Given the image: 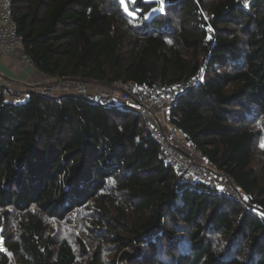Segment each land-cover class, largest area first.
I'll return each mask as SVG.
<instances>
[{"label": "trees", "instance_id": "16d2710c", "mask_svg": "<svg viewBox=\"0 0 264 264\" xmlns=\"http://www.w3.org/2000/svg\"><path fill=\"white\" fill-rule=\"evenodd\" d=\"M163 1L152 16L159 0H128V12L120 0H11V10L23 52L51 80L197 76L169 123L243 203L177 183L134 111L0 93V264H264V0ZM79 217L65 235L54 227Z\"/></svg>", "mask_w": 264, "mask_h": 264}, {"label": "built area", "instance_id": "2783aa9c", "mask_svg": "<svg viewBox=\"0 0 264 264\" xmlns=\"http://www.w3.org/2000/svg\"><path fill=\"white\" fill-rule=\"evenodd\" d=\"M0 51L32 66L31 60L23 52L22 37L16 29L11 0H0ZM197 80L195 76L170 86L117 82L101 88H93L91 84L81 81L52 80L42 86H34L31 93L45 99L57 100L74 94L105 109L122 107L134 111L141 116L147 131L158 143L163 161L175 173L177 183L190 187L201 185L212 193L243 203L241 194L229 180L194 158L199 153L188 145L185 131L169 123V113L168 121L165 119V112H169L176 98L191 90ZM0 93L4 102H8L15 95L8 82L2 84ZM262 220L264 222V215Z\"/></svg>", "mask_w": 264, "mask_h": 264}, {"label": "crops", "instance_id": "0c3cea01", "mask_svg": "<svg viewBox=\"0 0 264 264\" xmlns=\"http://www.w3.org/2000/svg\"><path fill=\"white\" fill-rule=\"evenodd\" d=\"M52 80L45 74L37 71L29 64L21 63L17 58L3 54L0 51V89L4 82L12 85L15 95L8 102H21L28 98L34 86H42ZM98 85L95 88H101ZM168 110L165 112V119L168 121ZM197 161L202 162V158L194 156Z\"/></svg>", "mask_w": 264, "mask_h": 264}, {"label": "rangeland", "instance_id": "374dc122", "mask_svg": "<svg viewBox=\"0 0 264 264\" xmlns=\"http://www.w3.org/2000/svg\"><path fill=\"white\" fill-rule=\"evenodd\" d=\"M159 2H160V0H159ZM160 4L161 5L160 6H157L155 9H153L148 16H152V15H154L156 13L162 12L163 7L165 6V1H163V3L160 2ZM91 87L95 88L94 85H92ZM21 102H23V101H21ZM83 217H84V215H83ZM73 221L74 222H71V223L67 222L65 224L62 223L60 225L59 224H54V227L57 229V231H59V233L61 235H65V231L72 232L71 230L72 229H75V224H77V223L80 222V217L77 218V219H73ZM56 225H58V226H56ZM1 232H2V227L0 226V236H1ZM0 247H2L1 241H0ZM120 264H128V263L127 262H121Z\"/></svg>", "mask_w": 264, "mask_h": 264}, {"label": "snow or ice", "instance_id": "6c2138e0", "mask_svg": "<svg viewBox=\"0 0 264 264\" xmlns=\"http://www.w3.org/2000/svg\"><path fill=\"white\" fill-rule=\"evenodd\" d=\"M132 2H135V0H132ZM161 3H163V0H160ZM121 6L124 7V10L128 12L127 3L128 0H120ZM129 15H133V13L129 12ZM261 147L264 148V141L261 142Z\"/></svg>", "mask_w": 264, "mask_h": 264}, {"label": "water", "instance_id": "95a60500", "mask_svg": "<svg viewBox=\"0 0 264 264\" xmlns=\"http://www.w3.org/2000/svg\"><path fill=\"white\" fill-rule=\"evenodd\" d=\"M62 80H65V79H62ZM68 81H71V82H76L75 80H68ZM91 85H101V86H104V87H108L107 85L105 84H91Z\"/></svg>", "mask_w": 264, "mask_h": 264}]
</instances>
